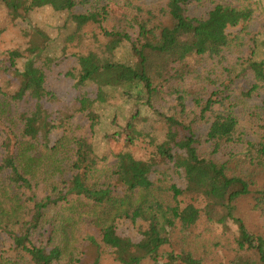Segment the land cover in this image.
Masks as SVG:
<instances>
[{
    "label": "trees",
    "instance_id": "trees-1",
    "mask_svg": "<svg viewBox=\"0 0 264 264\" xmlns=\"http://www.w3.org/2000/svg\"><path fill=\"white\" fill-rule=\"evenodd\" d=\"M66 2L0 0V264H264V0Z\"/></svg>",
    "mask_w": 264,
    "mask_h": 264
},
{
    "label": "rangeland",
    "instance_id": "rangeland-1",
    "mask_svg": "<svg viewBox=\"0 0 264 264\" xmlns=\"http://www.w3.org/2000/svg\"><path fill=\"white\" fill-rule=\"evenodd\" d=\"M58 2L61 4V5H65L67 2L66 0H58ZM215 20L216 22L219 24V25H222V22L223 20L219 17H215ZM89 27L86 26V27H83V31L86 33V32H89ZM14 34V33H12ZM12 36L10 37H7L6 39V43H8L7 45L11 44L12 41L16 40L17 37H14L13 39L11 38ZM57 85V92L65 99L66 102H69L70 100H72L76 95V91H73L71 90L70 88H67L65 87V85L61 82H58V81H55L54 82V86ZM60 108V107H59ZM61 110V108H60ZM63 111V110H62ZM64 114V113H63ZM131 157V156H130ZM147 170V168H145V171ZM124 174L125 176H127V178L129 179H133L134 177L136 178H140L142 176H145L142 175V172L141 170L139 169V165L137 164V162L131 157L129 158V161L127 160L125 165H124ZM142 175V176H141Z\"/></svg>",
    "mask_w": 264,
    "mask_h": 264
}]
</instances>
